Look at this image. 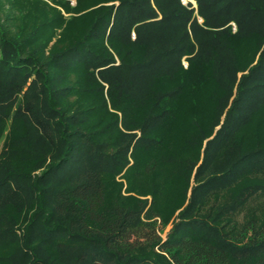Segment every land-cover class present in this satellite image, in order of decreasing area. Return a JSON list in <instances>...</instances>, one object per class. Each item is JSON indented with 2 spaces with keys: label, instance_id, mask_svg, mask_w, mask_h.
Masks as SVG:
<instances>
[{
  "label": "trees",
  "instance_id": "trees-1",
  "mask_svg": "<svg viewBox=\"0 0 264 264\" xmlns=\"http://www.w3.org/2000/svg\"><path fill=\"white\" fill-rule=\"evenodd\" d=\"M184 1L0 0V264H264V0Z\"/></svg>",
  "mask_w": 264,
  "mask_h": 264
},
{
  "label": "rangeland",
  "instance_id": "rangeland-1",
  "mask_svg": "<svg viewBox=\"0 0 264 264\" xmlns=\"http://www.w3.org/2000/svg\"><path fill=\"white\" fill-rule=\"evenodd\" d=\"M186 2H187V0L184 1V3H186ZM74 4H75V2H74ZM200 22H201V20H200ZM234 29H235V28H234ZM185 65H187V64L185 63ZM169 229H170V227L166 230V232H168ZM164 237H165V236H164Z\"/></svg>",
  "mask_w": 264,
  "mask_h": 264
},
{
  "label": "water",
  "instance_id": "water-1",
  "mask_svg": "<svg viewBox=\"0 0 264 264\" xmlns=\"http://www.w3.org/2000/svg\"><path fill=\"white\" fill-rule=\"evenodd\" d=\"M201 22H202V20H201Z\"/></svg>",
  "mask_w": 264,
  "mask_h": 264
}]
</instances>
